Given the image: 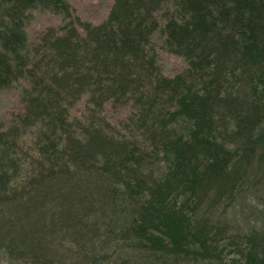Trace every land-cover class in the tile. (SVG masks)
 <instances>
[{"label": "trees", "instance_id": "16d2710c", "mask_svg": "<svg viewBox=\"0 0 264 264\" xmlns=\"http://www.w3.org/2000/svg\"><path fill=\"white\" fill-rule=\"evenodd\" d=\"M77 12L0 0V264H264V0Z\"/></svg>", "mask_w": 264, "mask_h": 264}, {"label": "rangeland", "instance_id": "374dc122", "mask_svg": "<svg viewBox=\"0 0 264 264\" xmlns=\"http://www.w3.org/2000/svg\"><path fill=\"white\" fill-rule=\"evenodd\" d=\"M76 10L77 14L83 19L87 21H91L93 23L102 22L112 5L113 0H69ZM58 19L51 16H44L41 20L37 21L30 30V35L33 39H37L38 34L45 31L46 28L54 27L58 25ZM162 64L165 71L169 73H173L175 69L179 67V60L170 55L163 54ZM1 111L2 119L7 122L10 117L15 113L20 111L21 104L19 97L11 92L7 97L4 98L3 103H1ZM76 108H80V103L76 105ZM123 113H120L118 116L122 117ZM1 119V120H2ZM253 212H248V214H242L240 212H233L228 217L224 218L227 222L231 223L235 229H241L245 221H248L250 217H254V215H249ZM253 218H251L252 220Z\"/></svg>", "mask_w": 264, "mask_h": 264}]
</instances>
